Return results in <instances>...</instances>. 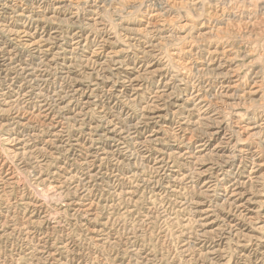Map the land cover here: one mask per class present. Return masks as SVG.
Instances as JSON below:
<instances>
[{"label": "rangeland", "instance_id": "1", "mask_svg": "<svg viewBox=\"0 0 264 264\" xmlns=\"http://www.w3.org/2000/svg\"><path fill=\"white\" fill-rule=\"evenodd\" d=\"M56 1L0 0V13L7 23L17 25L15 11L38 6L51 10ZM88 1L100 6L102 18L120 38H123V32L118 27L119 14L125 20L137 22L148 6L156 3V0H129L126 5H110L109 0ZM177 1L182 4L174 6L176 11L170 14L166 26V30L174 35L188 28L184 25L186 20L194 19L200 26L202 15L206 13L204 5L213 2L201 0L202 4L193 7L190 0ZM219 4L224 5L223 2ZM226 4L235 6L233 12L236 15L230 17V25L214 28L216 39L212 37V40L195 44L197 54L194 57H199L202 49L209 48L216 50L212 56L215 62L223 63L232 56L239 67L238 75L244 84L239 93L243 95L230 103H218V106L230 125L233 139L246 141L249 147L257 150L259 173L250 175L249 157L238 156L239 160L232 163V174L220 180L219 189L237 178L244 182L241 196H230L227 187L222 198L217 196L218 193L207 196L200 193L203 180L194 184V190L185 183L174 182L171 170L177 167H171L172 162L165 163L164 171L154 168L157 154L153 144L146 147L132 142L117 151L96 156L102 151L98 147H109L97 138L104 129L105 117L120 114L122 108L118 106L121 104H116V99L103 91L99 96L102 108L91 107L84 111L82 99L68 95L73 79L58 78L49 68L46 69L47 80L41 84L43 98L55 110L53 97L56 94L54 98H61L62 95L65 113L73 118L62 120L55 135L51 123L44 124L34 118H31L32 136L27 134L28 131L24 133L23 127L7 125L16 112L30 116L38 107V100L35 97L26 99L14 92V86L26 87L24 80L10 70L5 71L0 78V105L9 96L18 97V102L8 112L0 110V264H264V126L261 136L249 134L256 130V123L264 125V0H226ZM250 8L263 14L260 12L256 18L248 20ZM80 11L82 15L86 12L85 5ZM68 14L69 11L61 18ZM254 23L257 24L252 25ZM61 25L63 29L68 28V24ZM22 49L17 48L14 54L19 61L38 62L32 51ZM2 55L0 52V58ZM82 60L72 66V76L85 83L92 82L98 76L99 68L91 60ZM204 77L207 76L194 72V81L204 80ZM212 87L215 92L218 84L214 82ZM254 90L257 93H253ZM172 120L174 125L177 117ZM75 139L80 146L75 145ZM170 160L176 161V158L173 156ZM50 185L57 186L52 193ZM192 197L194 219L189 208L181 204ZM216 203L215 212L208 218L199 212L201 207Z\"/></svg>", "mask_w": 264, "mask_h": 264}, {"label": "bare ground", "instance_id": "2", "mask_svg": "<svg viewBox=\"0 0 264 264\" xmlns=\"http://www.w3.org/2000/svg\"><path fill=\"white\" fill-rule=\"evenodd\" d=\"M109 1L110 5L113 3L124 5L129 0ZM212 1L208 5H204L206 13L202 15L203 21L201 25L199 26L200 23H197L194 19H189L190 22L186 20L187 22L184 25H187L188 28L186 30L181 29L178 35L171 34L166 30V26L169 25L170 21L168 17L176 11H174V6L182 4V2L177 0H156L155 7L149 5L148 9L142 13V16L137 19V22L133 21V23L125 20L119 14L117 21L120 20V22L117 23L123 32V38L116 36L112 30L113 28L102 18L100 6L97 4L92 5L88 0H58L51 10L41 6H34L35 8L30 10L15 11L14 16L16 17L17 25L7 23L4 16L0 13V52H3L0 58V78L3 72L12 71L18 77H21L26 85V87L14 86L15 89L13 91L26 99L35 97L38 100V107L35 108L30 116L28 115L29 117L25 113L16 112L12 115L11 121L7 125L11 126L14 124L23 127L24 133L28 131L27 134L31 135L34 128L31 118L32 120L34 118L42 123H51L54 129L53 134L55 135L57 130H59L57 128L61 126L62 120L73 118V116L71 117L65 113L66 106L63 104L65 97L61 95V98H54L57 96L56 94L54 95L55 110L43 98L41 84L47 80L46 69L49 68L55 71L58 78L73 79L72 88L68 95L72 98L80 97L83 110L91 107L102 108L103 105H100L99 96L103 91L111 94L116 99V104H121L118 106L122 108L120 114L114 115L112 118L109 116L105 117L104 129L100 130L101 132L98 133L97 138L98 142L108 143L109 147L107 149L98 147L102 151L96 153V156L111 153L114 149L117 151L120 148L127 147L132 142H139L146 147L153 144L152 148L157 154L154 168L157 169L156 171H164L165 163L172 162L171 167H177L176 170H171L174 173V182L185 183L194 190V184L203 180L200 193L207 196H214L218 193L217 196L222 198L225 196L223 191L226 192V187L230 189V196H241L240 190L244 182L237 178L230 180L226 187H220L221 189H219L220 180L225 175L232 174V163L238 159V156L249 157L248 161L252 164L249 170L250 175L258 172L257 167L259 166L255 157L257 150L249 147L246 141L241 142L239 141L240 139H233L232 134L230 135L229 132L230 125L224 117L220 105L218 106V103H230L234 99H239L240 95H243L239 93L240 90L242 91V86H244L238 75L239 67L235 65V58H232V56L231 58L229 56L223 63L215 62L212 56L216 53V50L209 48L202 49V52H199L201 55L197 58L194 57L196 53L194 45L212 37L215 38L214 28L218 29L228 24L232 19L230 17L236 15L233 12L235 6L232 4L227 5L226 0H224L225 2L223 0ZM190 2L193 7L203 3L201 0H190ZM222 2L224 5L220 6L219 3ZM83 4L86 12L82 15L80 8L84 6ZM115 8L118 9L117 7ZM67 11H69L68 16L61 18ZM198 12L200 13V11ZM260 12V10L258 12L250 8L247 12L248 20L256 18ZM63 23L68 24L67 29H63L61 25ZM238 24L240 23L238 22ZM255 24L257 23L252 25ZM2 35L5 41L2 40ZM8 40L10 43L7 42ZM17 48L29 49L38 62L25 63L19 61L14 55ZM184 56L187 59H184ZM82 59L91 60L99 68L98 76L92 82L85 83L80 78L72 76V66L78 60L83 61ZM164 59H166L165 63H163ZM194 72L202 73L207 77H204V80L194 81ZM214 82H216V85L218 84L215 92L212 90V83ZM253 93H257V91L254 90ZM17 102L18 97H6L0 105V110L8 112L11 110L10 107ZM173 117H177L174 125L172 124ZM254 126L256 130L252 131V133L249 132V134L253 136L259 135L264 125L256 123ZM170 132L171 136L169 135ZM75 141V145L80 146L78 139H75ZM173 156L176 161L170 160ZM144 157L148 156L145 155ZM210 158L213 160H210ZM250 175L248 177H251ZM49 189H51L52 193L57 189V186L50 185ZM194 202V197L181 202L183 206L189 208L193 219ZM195 204L202 206V203L199 202ZM217 205V203L214 205L210 204L198 210L201 215L208 218L215 212Z\"/></svg>", "mask_w": 264, "mask_h": 264}]
</instances>
